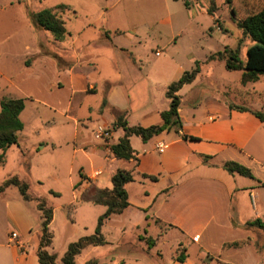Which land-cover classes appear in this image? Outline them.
Returning a JSON list of instances; mask_svg holds the SVG:
<instances>
[{
  "label": "crops",
  "instance_id": "0c3cea01",
  "mask_svg": "<svg viewBox=\"0 0 264 264\" xmlns=\"http://www.w3.org/2000/svg\"><path fill=\"white\" fill-rule=\"evenodd\" d=\"M186 8L189 9V6ZM27 17L35 29H40L29 18V11ZM211 17L215 24L216 19L213 15ZM91 27L92 25H88L86 28ZM110 29L111 27L106 25L93 29L98 37L85 43L93 50V42H98L99 48L107 49V56L114 54L115 50L126 53L129 57L127 64L120 65L121 63L115 61L111 71H105L96 61L100 57L97 52L88 53L86 59L82 57L83 53L75 48L61 49L58 44L72 36L69 30V35L64 41H54L46 35L40 38L33 47L27 48L19 62L20 69H17L19 76L23 78L35 74L40 81H47L43 87L49 94L61 93L62 90L68 92L67 101L56 105L29 94L20 98L37 102L63 117L66 121L59 126L73 124V140L81 144L74 152L103 161V164L90 174L81 169L86 179H83L80 197L77 199L80 205H95L82 201V194L91 185L94 184L100 189H111V178L118 170L130 171L134 181L126 186V190L131 205L123 213L113 215L106 221L120 224L117 227L120 236L132 233V239L140 245L144 241L150 252L158 248V242L163 235L177 233L180 238L171 246L172 258L167 264H198L193 263L188 247L197 249L199 264H229L221 258L225 251L237 249L225 248V245L231 242L248 241L246 244H253L258 252L264 238L259 235V239L254 241L253 238L250 239V233L259 231L260 228H245V225L257 220L264 221V211H261L258 201L259 189L264 188V119L255 114L260 112L264 115V100L257 107H249L251 105L238 103L231 97L230 100L226 99L225 95L228 96L229 92L213 86L211 90L192 101L188 108H183V97L200 83L202 71L199 67L195 79L176 93L180 98L179 117L182 127L164 131L147 142L141 137L132 136L130 144L137 161L118 159L112 153L111 147L119 143L125 132L122 128H116L115 123L119 118H123L129 127L162 126V113L170 107L168 88L179 80L186 70L182 67L166 69L161 64L158 66L160 77L156 80L155 76L148 74L144 67L138 65L133 47L125 48L114 43L113 35H122L124 32L114 30L112 33ZM136 29H132L130 35L134 40L140 38ZM178 38V35L173 34L166 46H175ZM109 47H114V50ZM233 47L235 46H231ZM53 48L59 52H53ZM236 48H239V44ZM218 53L220 52L210 55L206 64L212 65L221 61L219 58L211 59V56ZM161 54L162 51L156 52L157 57ZM0 74L4 75L3 72ZM263 81L264 75L257 82L243 84L241 76L244 89L251 87L252 94L257 98L264 97V89L257 88ZM158 85H161L162 95L166 99H163L161 105H153L148 97ZM239 94L240 92H235L234 99H240ZM89 97L94 98V105L86 106L88 113L83 119H79L77 116ZM22 114L20 118L23 122ZM90 114L97 115L95 121H91ZM85 120H88L89 125ZM98 125L113 128V137L109 141L96 137L95 129ZM159 146L164 147L161 149ZM205 157L209 159L205 161ZM229 161L249 168L255 179L227 172L224 164ZM104 175L106 176L103 177ZM145 175L157 179L152 181L145 178ZM135 181H139L143 187L152 183L149 188L141 191L142 198L138 200H133L130 193ZM10 188L11 186L0 194V207L3 206V212L0 213H3L12 228L11 233L0 239V264H41L38 250L43 219L38 203L34 200L39 197L30 195L34 199L26 200L20 191V196L14 194V191L9 193ZM125 215L126 218H117ZM54 220L53 209L50 227ZM229 232L243 235L240 240L221 241L222 254L212 253L213 240ZM13 233L18 237L12 238ZM147 240H151L153 245ZM180 248L185 249V254H178ZM156 253L158 257H163L161 250ZM179 255L184 261H179ZM80 256L81 254L77 256L76 264ZM91 261L98 264L96 259ZM113 261L117 264L116 258ZM119 264L138 262L130 263L126 259H120Z\"/></svg>",
  "mask_w": 264,
  "mask_h": 264
},
{
  "label": "rangeland",
  "instance_id": "374dc122",
  "mask_svg": "<svg viewBox=\"0 0 264 264\" xmlns=\"http://www.w3.org/2000/svg\"><path fill=\"white\" fill-rule=\"evenodd\" d=\"M194 1L0 0V72L4 73V75L0 74V101L4 97L20 98L25 94L34 95L53 105L67 101L68 92L66 90L49 94L43 87L47 81H40L35 74L23 78L19 76L17 70L20 69L19 62L27 48L33 47L45 35L54 40L50 33L35 29L30 24L27 11L35 13L64 4L68 8L60 9L59 16L65 21L66 28L72 36L58 44L61 49L75 48L83 53L82 57L86 59L88 53L97 52L100 57L96 61L105 71H111L115 61L121 63L120 65L127 64L129 57L126 53L115 50L114 54L107 56V49L99 48L98 42H93L95 44L93 50L85 43V41H94L98 37L93 29L105 25L110 26L112 33L114 30L124 32L122 35H113L114 43L125 48L133 47L138 65L144 67L148 74L155 76L156 80L160 77L158 66L161 64L166 69L182 67L186 72H192L197 66L200 67L202 71L200 83L197 88L183 97L185 102L182 105L183 108H188L192 101L211 90L213 86L222 91H228V96L225 95L226 99L230 100L229 97H231L238 103L257 107L264 97H255L251 87L244 89L241 84L242 72L227 70L223 60L212 65L206 64V61L210 55L217 52L223 53L226 49L234 51L239 49L240 59L246 60L247 48L253 43L243 36L233 17L232 9L235 12V18L244 19L263 10L264 0H250L253 5L249 0H230V2L228 0H197L196 3ZM185 2L188 3L189 9L186 8ZM211 15L216 19L215 24ZM88 25H92L91 29L86 28ZM135 28L139 31L138 37H140L136 40L130 37L132 29ZM173 34L179 37L177 44L168 48L166 44ZM238 44L239 48H236ZM231 46L235 47L231 48ZM109 48L114 50V47ZM52 51L59 52L54 48ZM157 51H162L160 57L156 56ZM28 62L30 63L29 60ZM261 84L257 88L264 89V81ZM235 92H240V99H234ZM148 99L153 105H161L164 102L166 98L162 95L161 85L154 88ZM94 102V98L89 97L77 117L83 119L88 113L85 107L93 106ZM25 105L26 109L22 114L25 128L19 133L18 144L12 145L5 152V162L0 165V185L9 177L18 175L21 180L28 183L29 195L44 199L47 205L54 209L55 220L50 227L53 243L48 251L57 254L56 264H60L68 245L92 235L99 217L106 211L104 206L80 205V201L77 200L83 185V173H92L103 164V161L90 155L84 156L74 152L75 149L81 147V144L73 140V124L59 126L66 120L37 102L25 100ZM90 115L92 116L91 121H95L97 115ZM87 121L85 120L89 125ZM44 146L46 148L43 149ZM82 168L84 172L81 173ZM135 182L130 193L133 200H138L142 198L141 191L149 188L152 183L143 187L139 181ZM11 191L20 196L17 187L11 186L9 193ZM258 196L260 209L264 211V188L259 189ZM1 211L3 212V206L0 207ZM126 217L127 215L117 218ZM119 226L120 224L113 223V221L106 222L102 228L106 244L97 248L85 249L81 253L78 264H87L93 259H96L98 264H113L115 258L117 264L120 259H126L130 263L137 261L138 264H167L170 262L171 246L180 238L177 233H171L169 236L163 235L161 241L158 242V248L149 252L144 241L140 245L138 241L132 239V233L120 236L117 233ZM11 232L9 221L3 213H0V239H4ZM242 235L238 232L221 234L212 242V253L222 254L221 241L240 240ZM250 235V239L253 238L256 241L259 235L264 238V231L259 229V231L251 232ZM247 242L236 241L226 244L225 248L237 249L225 251L221 260L229 264H264V243L258 249V253L256 247L253 244H246ZM234 244L238 246H233ZM188 249L193 263L199 264L197 249L194 247H188ZM157 250H161L162 258L158 257ZM181 253L185 254L184 248H180L178 254Z\"/></svg>",
  "mask_w": 264,
  "mask_h": 264
},
{
  "label": "trees",
  "instance_id": "16d2710c",
  "mask_svg": "<svg viewBox=\"0 0 264 264\" xmlns=\"http://www.w3.org/2000/svg\"><path fill=\"white\" fill-rule=\"evenodd\" d=\"M230 2V0H228ZM188 7V3L185 2ZM65 5H58L53 8L43 9L35 13H29V18L35 26L47 31L54 38L55 41H64L69 32L67 31L65 21L59 16L60 9H66ZM233 17L237 26L241 29L243 36L250 40L253 44L247 48L246 61L243 62L239 57V49H226L223 53H218L211 56V59L219 58L225 61L226 69L229 71H241L242 83L257 82L259 78L264 75V9L249 15L244 19L235 18V12L232 9ZM198 65V64H197ZM199 67L192 72H186L176 82L172 83L167 91V97L170 100V107L167 111L162 113L163 125L153 126L149 128L143 127H129L123 118L115 123L116 128H122L125 132L124 137L120 139L119 143L111 147L112 153L118 159L137 161L135 153L130 144V137L138 136L144 142H147L152 137L159 135L167 130L182 127L181 119L179 117L180 98L176 93L187 83H191L197 73ZM25 109V100L15 97H4L0 101V165L5 162V152L12 145L19 142V133L23 131L24 124L21 121V114ZM259 118L264 119V115L260 112L255 113ZM184 138H187L184 136ZM192 139V138H191ZM209 159L205 157V161ZM224 169L230 174H239L241 176L255 179L252 171L237 162H226ZM152 181H156V177L144 176ZM83 179H86L83 176ZM134 181L132 172L126 170H118L111 178V189H100L98 187L90 186L83 194L82 201L101 205L106 207L105 213L98 219V224L94 234L83 237L77 242L71 243L67 251L61 259V264H76V258L85 249L89 247L103 246L106 241L102 235V228L107 220L113 215L123 213L130 202L126 186ZM15 186L20 191L21 195L26 200L34 199L28 194L29 185L27 182L20 179L19 176L14 175L8 178L0 185V194L8 187ZM38 203V208L42 213L41 237L38 250V257L41 264H56L57 256L50 254L48 248L53 243V235L50 231V224L53 220V208L49 207L46 201L42 198L34 199ZM259 227L264 231V222L257 220L252 223H247L245 228ZM150 243V241H148ZM152 244V242H151ZM153 245V244H152ZM233 246H238L234 244ZM226 247V246H225ZM179 261H184V258L179 255ZM87 264H95L89 261Z\"/></svg>",
  "mask_w": 264,
  "mask_h": 264
},
{
  "label": "built area",
  "instance_id": "2783aa9c",
  "mask_svg": "<svg viewBox=\"0 0 264 264\" xmlns=\"http://www.w3.org/2000/svg\"><path fill=\"white\" fill-rule=\"evenodd\" d=\"M95 135L99 139L109 141L113 137V128L104 125H98L95 129ZM159 147L162 149L164 146ZM11 237L17 238L18 236L16 233H13Z\"/></svg>",
  "mask_w": 264,
  "mask_h": 264
}]
</instances>
